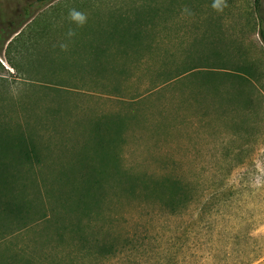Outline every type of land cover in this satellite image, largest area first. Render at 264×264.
<instances>
[{
    "label": "rangeland",
    "instance_id": "rangeland-1",
    "mask_svg": "<svg viewBox=\"0 0 264 264\" xmlns=\"http://www.w3.org/2000/svg\"><path fill=\"white\" fill-rule=\"evenodd\" d=\"M258 14L0 0V133L24 179L0 264H264V0Z\"/></svg>",
    "mask_w": 264,
    "mask_h": 264
},
{
    "label": "trees",
    "instance_id": "trees-1",
    "mask_svg": "<svg viewBox=\"0 0 264 264\" xmlns=\"http://www.w3.org/2000/svg\"><path fill=\"white\" fill-rule=\"evenodd\" d=\"M35 2L39 6H44L46 4H49L52 2V0H35ZM255 4V11L258 14L259 13V0H254ZM259 26H262V17L259 16ZM122 32L124 35L128 33L130 36L128 39H132L134 42H138L141 40V29L135 28L133 29L130 24L122 23ZM122 35V34H121ZM260 36L264 42V32L263 30H260ZM206 61H208L207 58H205ZM11 67L14 68V65L10 63ZM194 70H198L197 73H193L192 77L202 76L205 75L204 78H210L214 77L215 72L212 67H201V68H190L187 72H192ZM213 70V71H212ZM187 74V73H186ZM4 130V129H3ZM2 132V130L0 131ZM9 136H13L16 138V142L14 143V147H17L18 153H23L24 155L27 154V151H25L23 144H22V138L23 135L20 132H16L15 134H11ZM8 145V137L6 139V135H3L0 133V223L1 221H6L8 216H14L20 211V206L15 204V202L12 201L11 196L14 194V192L9 196V194L15 189V186L18 185V182L22 180V174L19 170L13 168L12 166H15L16 164H21L22 160L20 158H17V156H13L10 161L6 159V155L3 153H6V146ZM22 145V146H21ZM10 146V144L8 145ZM7 154V153H6ZM10 162V163H9ZM24 180V179H23ZM18 191V189H15ZM82 242V240L80 241ZM99 251L103 254L104 252L110 251V247H108L105 244H100Z\"/></svg>",
    "mask_w": 264,
    "mask_h": 264
},
{
    "label": "clouds",
    "instance_id": "clouds-1",
    "mask_svg": "<svg viewBox=\"0 0 264 264\" xmlns=\"http://www.w3.org/2000/svg\"><path fill=\"white\" fill-rule=\"evenodd\" d=\"M213 7L214 8L218 7V5L216 3H214ZM69 15H70V18L74 22H76L78 25H83L86 22V19H87L86 16L82 12H80L78 10H75V9L71 10ZM69 35H72V33L70 32Z\"/></svg>",
    "mask_w": 264,
    "mask_h": 264
}]
</instances>
